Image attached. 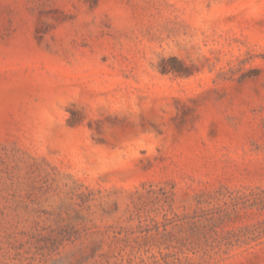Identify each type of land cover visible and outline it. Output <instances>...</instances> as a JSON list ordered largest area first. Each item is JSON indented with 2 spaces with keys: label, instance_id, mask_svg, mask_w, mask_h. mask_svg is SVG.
Returning a JSON list of instances; mask_svg holds the SVG:
<instances>
[{
  "label": "rangeland",
  "instance_id": "obj_1",
  "mask_svg": "<svg viewBox=\"0 0 264 264\" xmlns=\"http://www.w3.org/2000/svg\"><path fill=\"white\" fill-rule=\"evenodd\" d=\"M0 264H264V0H0Z\"/></svg>",
  "mask_w": 264,
  "mask_h": 264
}]
</instances>
